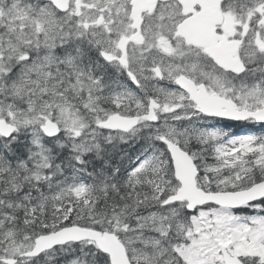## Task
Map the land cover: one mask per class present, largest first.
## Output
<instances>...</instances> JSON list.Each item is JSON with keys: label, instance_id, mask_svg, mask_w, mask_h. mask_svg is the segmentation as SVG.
Returning <instances> with one entry per match:
<instances>
[{"label": "snow or ice", "instance_id": "obj_1", "mask_svg": "<svg viewBox=\"0 0 264 264\" xmlns=\"http://www.w3.org/2000/svg\"><path fill=\"white\" fill-rule=\"evenodd\" d=\"M0 264H264V0H0Z\"/></svg>", "mask_w": 264, "mask_h": 264}]
</instances>
